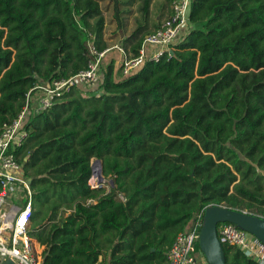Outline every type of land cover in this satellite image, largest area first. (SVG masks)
Returning <instances> with one entry per match:
<instances>
[{
	"label": "trees",
	"instance_id": "16d2710c",
	"mask_svg": "<svg viewBox=\"0 0 264 264\" xmlns=\"http://www.w3.org/2000/svg\"><path fill=\"white\" fill-rule=\"evenodd\" d=\"M103 27L97 0H0V131L30 90L86 68L88 42L103 51ZM140 31L126 41L132 57ZM172 48L122 80L110 63L97 88L28 120L16 159L43 264H168L210 206L264 218V0H190ZM93 160L108 191L89 184ZM223 250L226 264H258Z\"/></svg>",
	"mask_w": 264,
	"mask_h": 264
},
{
	"label": "built area",
	"instance_id": "2783aa9c",
	"mask_svg": "<svg viewBox=\"0 0 264 264\" xmlns=\"http://www.w3.org/2000/svg\"><path fill=\"white\" fill-rule=\"evenodd\" d=\"M189 6L190 0H172L170 16L143 38L139 54L121 62L124 78L133 75L147 61L158 62L163 56L170 55L177 38L188 27ZM148 46L155 49L149 56L146 53ZM87 49L89 60L84 70L67 79L56 80L49 87L43 85L30 90L17 117L0 131V264L6 260L15 264H43L45 247L29 234L33 192L16 159V152L28 137L27 124L31 117L47 111L73 88L89 91L101 84L104 52H99L91 42L87 43ZM38 91L40 95L33 96ZM118 199L125 201L122 194ZM201 225V218L197 216L185 232L176 236L166 253L168 264H207L198 245ZM217 234L222 246L237 249L247 258L264 264V245L255 237L228 223L219 224Z\"/></svg>",
	"mask_w": 264,
	"mask_h": 264
},
{
	"label": "crops",
	"instance_id": "0c3cea01",
	"mask_svg": "<svg viewBox=\"0 0 264 264\" xmlns=\"http://www.w3.org/2000/svg\"><path fill=\"white\" fill-rule=\"evenodd\" d=\"M142 1L97 0L104 19L102 44L105 45V48L102 51L104 56L101 61V70L112 63L116 80L124 79L120 71L123 59L132 57L130 53L131 43L126 42L130 35L138 28H141L140 33H152L171 14V3L166 0H150L148 14L143 16L141 12ZM90 22L93 24L95 20ZM187 28H184L181 35L185 34ZM181 35L177 38L176 43ZM92 45L94 46V44ZM94 47L96 48V46ZM154 50L153 47H146L147 56ZM39 95V91L33 94L36 97Z\"/></svg>",
	"mask_w": 264,
	"mask_h": 264
},
{
	"label": "water",
	"instance_id": "95a60500",
	"mask_svg": "<svg viewBox=\"0 0 264 264\" xmlns=\"http://www.w3.org/2000/svg\"><path fill=\"white\" fill-rule=\"evenodd\" d=\"M49 87V84L46 85ZM101 93L98 94V96ZM96 168V170H95ZM92 172H96L98 184L103 181L101 162L95 160L91 165ZM228 223L255 237L264 245V218L254 216L243 211L223 206H210L203 212L202 225L199 233L198 245L207 264H226L223 246L218 239L217 226ZM2 264H15L6 260Z\"/></svg>",
	"mask_w": 264,
	"mask_h": 264
},
{
	"label": "rangeland",
	"instance_id": "374dc122",
	"mask_svg": "<svg viewBox=\"0 0 264 264\" xmlns=\"http://www.w3.org/2000/svg\"><path fill=\"white\" fill-rule=\"evenodd\" d=\"M94 162H95V160H93L91 164H94ZM95 170H96V168H95ZM97 182H98L97 181V176L95 174H93L91 179H90V181H89L90 185L94 186V187L95 186H100L101 188H103V189H105L107 191L109 190V185H111V181L110 180H108V179L104 180L100 185L97 184ZM244 212H246V211H244ZM250 212H252V213H254L256 215H259V213H260L256 209H252Z\"/></svg>",
	"mask_w": 264,
	"mask_h": 264
}]
</instances>
